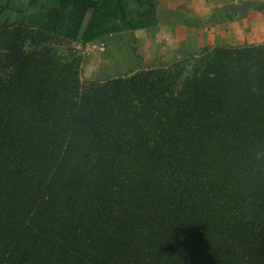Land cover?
I'll return each mask as SVG.
<instances>
[{
	"label": "trees",
	"instance_id": "trees-1",
	"mask_svg": "<svg viewBox=\"0 0 264 264\" xmlns=\"http://www.w3.org/2000/svg\"><path fill=\"white\" fill-rule=\"evenodd\" d=\"M126 1L0 24V264H264V45L82 83L54 36L155 25Z\"/></svg>",
	"mask_w": 264,
	"mask_h": 264
},
{
	"label": "crops",
	"instance_id": "crops-1",
	"mask_svg": "<svg viewBox=\"0 0 264 264\" xmlns=\"http://www.w3.org/2000/svg\"><path fill=\"white\" fill-rule=\"evenodd\" d=\"M32 1L0 0V24L25 20L33 11ZM132 1L134 10H139L137 0ZM141 3L144 10L152 8L147 18L153 19L155 25L128 30L123 35L131 37L138 52L135 58L141 57L144 62H168L210 46L264 45V0H141ZM244 3L250 5L249 11L234 18L229 5ZM87 19L86 16L83 28L91 20ZM117 35L121 38V34Z\"/></svg>",
	"mask_w": 264,
	"mask_h": 264
},
{
	"label": "rangeland",
	"instance_id": "rangeland-1",
	"mask_svg": "<svg viewBox=\"0 0 264 264\" xmlns=\"http://www.w3.org/2000/svg\"><path fill=\"white\" fill-rule=\"evenodd\" d=\"M35 4V8L33 12L35 16L40 17L44 15L50 10L51 2L50 0H33ZM128 1V0H127ZM124 3L126 6L125 11L126 17L129 20H135L134 24L138 23L140 25L146 24L149 21L147 19H139L134 15L133 1L129 0V2ZM129 3V6H128ZM88 19H91L92 13L89 12L87 14ZM87 19V20H88ZM117 19H122V15L117 13ZM36 21V18L33 19ZM38 21V20H37ZM118 21V20H117ZM89 22V20H88ZM84 25V28L80 34V37L75 41L66 40L62 37H55L54 42L51 47L59 54L60 57L67 60L74 59L76 64L79 65V77L82 83L86 84L89 82H106L112 79L120 78V77H128L139 71L148 70V69H158L167 64L173 63L177 60L187 58L198 53L201 49L195 50L193 52L182 55L179 59L172 61H164V62H144L141 57L135 58L137 56V49L133 47V41H131V37H125L124 32L121 31L118 33H110L105 32L101 36H95L93 38L89 37L88 39L82 38L86 33L87 25ZM120 26L125 27L126 24L124 21L119 23ZM117 34H121L118 36ZM82 36V37H81ZM118 37L120 40H118ZM131 42V44L129 43ZM88 43L93 44H101L104 43L106 45L105 50L99 51L95 50L92 53H88L86 51V45ZM261 46V45H260ZM212 47V46H210ZM220 47V46H215ZM222 48H232V47H222ZM238 48V47H236ZM133 50V52H132ZM152 63H155L154 65Z\"/></svg>",
	"mask_w": 264,
	"mask_h": 264
},
{
	"label": "water",
	"instance_id": "water-1",
	"mask_svg": "<svg viewBox=\"0 0 264 264\" xmlns=\"http://www.w3.org/2000/svg\"><path fill=\"white\" fill-rule=\"evenodd\" d=\"M250 5L244 3L241 5H229V11L234 18L243 17L249 11Z\"/></svg>",
	"mask_w": 264,
	"mask_h": 264
},
{
	"label": "built area",
	"instance_id": "built-area-1",
	"mask_svg": "<svg viewBox=\"0 0 264 264\" xmlns=\"http://www.w3.org/2000/svg\"><path fill=\"white\" fill-rule=\"evenodd\" d=\"M85 48L88 53H92L95 50H99V51L105 50L106 45L104 43L101 44L88 43Z\"/></svg>",
	"mask_w": 264,
	"mask_h": 264
}]
</instances>
